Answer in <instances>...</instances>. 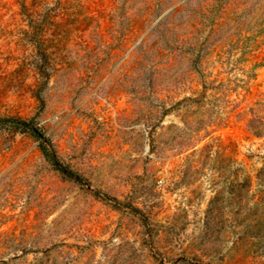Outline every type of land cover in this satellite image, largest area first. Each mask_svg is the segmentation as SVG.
I'll return each mask as SVG.
<instances>
[{
  "label": "rangeland",
  "instance_id": "374dc122",
  "mask_svg": "<svg viewBox=\"0 0 264 264\" xmlns=\"http://www.w3.org/2000/svg\"><path fill=\"white\" fill-rule=\"evenodd\" d=\"M0 264H264V0H0Z\"/></svg>",
  "mask_w": 264,
  "mask_h": 264
},
{
  "label": "trees",
  "instance_id": "16d2710c",
  "mask_svg": "<svg viewBox=\"0 0 264 264\" xmlns=\"http://www.w3.org/2000/svg\"><path fill=\"white\" fill-rule=\"evenodd\" d=\"M3 123L13 125L15 127H18L19 129H22L23 131H29L33 135L37 133L36 128H33V122H24V121H15V120H2ZM41 150L44 152V155L47 156L46 149L43 145H41Z\"/></svg>",
  "mask_w": 264,
  "mask_h": 264
}]
</instances>
